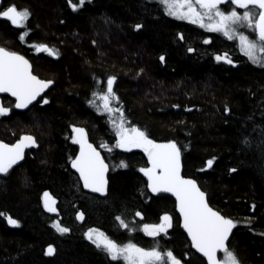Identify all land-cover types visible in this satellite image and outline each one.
Masks as SVG:
<instances>
[{"label": "trees", "instance_id": "trees-1", "mask_svg": "<svg viewBox=\"0 0 264 264\" xmlns=\"http://www.w3.org/2000/svg\"><path fill=\"white\" fill-rule=\"evenodd\" d=\"M72 2L76 10L69 0H8L5 5L31 15L20 26L0 18V46L23 55L33 74L53 82L25 112L0 97L10 108L0 115V141L12 144L31 134L38 146L0 173V264H125L88 240L89 229L118 244L171 250L181 264H206L180 228L175 201L147 189L143 149L117 148L108 113L97 111L101 102L92 93L106 90L110 75L119 97L114 107L123 108L128 125L157 142L177 141L182 175L195 179L210 206L236 222L227 245L240 264H264V65L252 63L238 40L167 15L159 0ZM21 32L27 33L23 40ZM41 43L57 55L36 52ZM225 52L233 64L215 59ZM73 125L85 129L109 166L105 198L84 192L70 170L78 151ZM46 191L56 212L44 206ZM80 212L83 219H77ZM164 213L173 226L149 237L142 225L159 223ZM8 216L18 224H9ZM54 221L69 231H57Z\"/></svg>", "mask_w": 264, "mask_h": 264}, {"label": "snow or ice", "instance_id": "snow-or-ice-1", "mask_svg": "<svg viewBox=\"0 0 264 264\" xmlns=\"http://www.w3.org/2000/svg\"><path fill=\"white\" fill-rule=\"evenodd\" d=\"M83 2L84 0H80L81 4ZM226 2L234 6L229 11L220 7ZM159 3L167 15L199 24L209 31L221 33L229 40H238L240 51L252 63L264 65V0H159ZM69 4L73 10L78 7L72 0H69ZM238 8L244 11L241 13ZM30 15L28 9H18L14 4L0 11V18H6L14 26H20ZM240 26L251 29L255 33V38L239 31ZM136 27L140 28L141 25L137 24ZM26 34L21 32L19 39L23 40ZM207 42L208 40H205V43ZM35 49L37 52L43 50L50 55H57L47 44H36ZM188 51L191 52L193 49L189 48ZM160 59L164 60V57L161 56ZM215 59L224 60L228 64L234 63L227 52L223 55L217 54ZM115 80L114 75L108 76L106 90L92 93L93 97L101 102L96 106L97 111L109 114V122L115 130V146L126 150L143 149L150 164V167L140 168L147 177V188L152 193L166 192L175 197V206L182 219V227L191 240V246L206 257L207 264H240L235 250L226 244L236 222L210 206L205 192L201 190L195 179L181 175V147L178 146L177 141L157 142L149 138L141 128L128 125L123 108L114 107V102L119 103V97L113 90ZM52 83L51 80H42L34 75L32 65L23 55L0 46V93H10L15 98L16 109L27 108ZM42 102L47 103V98H43ZM88 103L92 105L95 101L89 100ZM9 112V107L0 104V115ZM115 114H119L118 119L115 118ZM71 138L79 145V153L74 158L70 157L71 167L79 173V180L83 182L84 188L104 193L107 185L105 173L109 166L105 163L101 152L88 141L85 129L82 127L73 125ZM29 143H36L34 137L29 134L21 135L12 144L0 141V173H8L9 169L23 158L24 149ZM104 146L101 144V147ZM207 164L211 166L212 160ZM120 166L127 165L121 161ZM43 195L45 208L50 212H56L55 199L47 191ZM135 215L141 216L142 213L137 211ZM83 217L82 212L77 213V219ZM7 219L9 224H18V221L11 216ZM116 220L120 221L122 227L135 231L121 216H117ZM159 220V223L143 224L142 230L153 238L161 233L166 235L168 229L173 226V217L164 213ZM53 226L61 233L69 231L57 221L53 222ZM93 231L89 229L85 233L90 240L93 239L90 234ZM100 236L103 240H94L93 243L97 247H101L102 244L103 249L113 260L123 258L126 264H181V260L171 250H161L158 246L146 249L132 241L118 244L104 236V233H100ZM48 251H53L51 245ZM218 252L223 253V259L218 257Z\"/></svg>", "mask_w": 264, "mask_h": 264}, {"label": "water", "instance_id": "water-1", "mask_svg": "<svg viewBox=\"0 0 264 264\" xmlns=\"http://www.w3.org/2000/svg\"><path fill=\"white\" fill-rule=\"evenodd\" d=\"M6 1H8V0H0V11H2V10H4L5 8H3L4 7V3L6 2ZM8 7V6H7ZM1 19H5V20H7L6 18H1ZM8 21V20H7ZM43 51V50H42ZM39 52H41V51H39ZM20 54V53H19ZM27 59V58H26ZM31 64V63H30ZM39 78V77H38ZM40 79V78H39ZM53 86V84H50L49 86H48V88H46L45 90H44V92H42L41 94H40V96L39 97H37V100L36 101H33L27 108H25V109H16L15 108V106H14V108L17 110V111H21V112H25V111H27V110H29V108H30V106H32L34 103H36L40 98H42V96L50 89V87H52ZM10 97V98H12L14 101H15V98L14 97H12L11 96V94L10 93H0V97ZM0 104H2V99L0 98ZM15 105V104H14ZM4 115H6V114H4ZM20 138V137H19ZM88 141H89V138H88ZM90 142V141H89ZM91 143V142H90ZM94 146V145H93ZM76 147H77V149H78V151H77V153L76 154H78L79 153V145L78 144H76ZM30 149H33V150H35V149H37V143H35V144H31V143H29L26 147H25V149H24V155H25V153L27 152V150H30ZM98 149V148H97ZM99 150V149H98ZM100 151V150H99ZM75 154V155H76ZM24 155H23V158H24ZM102 155V154H101ZM75 157V156H74ZM145 157H146V159H147V164H148V167H150V164H149V162H148V157H147V155H146V153H145ZM23 158L20 160V161H18L15 165H13L12 167H16V166H19L21 163H22V160H23ZM106 163V162H105ZM70 170L71 171H73L76 175H77V177H78V179H79V173L78 172H76V170L75 169H73L72 167H71V163H70ZM108 173H109V170L105 173V177H106V180H107V178H108ZM181 175H182V166H181ZM143 176H144V179H146V181H147V177L143 174ZM186 178H189V177H186ZM79 182H81V185H82V188H83V191L84 192H89V193H91V194H93V195H95V196H99V197H101V198H105L106 196H107V189H108V182L109 181H107V185H106V191L104 192V193H97V192H94L92 189H86V188H84L83 187V182L81 181V180H79ZM148 189V188H147ZM150 192H151V190L150 189H148ZM152 193V192H151ZM152 194H156V195H167V196H169L172 200H174L175 201V197L171 194V193H166V192H160V193H152ZM207 199V198H206ZM175 210L177 211V214H178V218H179V221H180V228H181V230L185 233V235H186V237H187V240L189 241V243L191 244V240H190V238L188 237V235H187V232H186V230H184L183 229V227H182V219H181V217H180V214H179V211H178V209L176 208V206H175ZM232 232H233V230H232ZM232 232L229 234V239H230V237H231V234H232ZM228 242H229V240L228 241H226V244H228ZM191 248H192V250L194 251V253H196L198 256H201L204 260H205V262H206V264H207V259H206V257H204L203 256V254L202 253H200V252H198L195 248H193L192 246H191ZM221 253L222 252H218V257L221 255Z\"/></svg>", "mask_w": 264, "mask_h": 264}, {"label": "rangeland", "instance_id": "rangeland-1", "mask_svg": "<svg viewBox=\"0 0 264 264\" xmlns=\"http://www.w3.org/2000/svg\"><path fill=\"white\" fill-rule=\"evenodd\" d=\"M4 5V7L3 8H7V5H5V3L3 4ZM220 7L223 9V10H225V11H229L230 10V8L231 7H233V6H231V5H229L227 2L226 3H224V4H221L220 5ZM241 10H243V9H241ZM244 11V10H243ZM175 18V17H174ZM177 19V18H176ZM178 20V19H177ZM180 20H182V19H180ZM183 21H186V22H190V21H188V20H183ZM196 25H198L199 26V24H196ZM206 29V28H205ZM207 31H209L208 29H207ZM240 31H242V32H244V31H252L251 29H249V28H247L246 26H241V28H240ZM211 32V31H210ZM238 43H239V41H238ZM37 52V51H36ZM43 51H41V52H38V53H42ZM30 62V61H29ZM31 65H32V63H31ZM35 75V74H34ZM43 80V79H42ZM53 87V86H52ZM52 87H50V88H52ZM50 90V89H49ZM48 90V91H49ZM47 91V92H48ZM46 92V93H47ZM43 97V96H42ZM7 115V114H6ZM109 115V114H108ZM118 115L119 114H115V118H117L118 119ZM3 116H5V115H3ZM115 131V130H114ZM24 135V134H23ZM31 135V134H30ZM36 143H37V141H36ZM37 148H38V146H37ZM133 149H140V148H133ZM36 150V149H35ZM124 150H126V149H124ZM129 151V150H128ZM94 231L93 232H91L90 234L92 235V237H93V239L92 240H90V239H88V237L86 236V238L88 239V240H90L92 243H93V241L94 240H99V241H102L103 240V237H101L100 236V233H102V231H95L96 229H93ZM104 236H106V235H104ZM107 237V236H106ZM95 246H96V244L95 243H93ZM97 247V246H96ZM100 248V247H99ZM101 248H103V245L101 244ZM111 257V256H110ZM219 258H221V259H223V253H221V255L219 256ZM119 259H122L123 260V258H119ZM124 261V260H123ZM205 261V260H204ZM125 262V261H124ZM125 264H126V262H125Z\"/></svg>", "mask_w": 264, "mask_h": 264}]
</instances>
